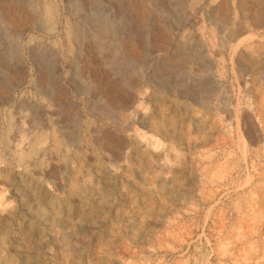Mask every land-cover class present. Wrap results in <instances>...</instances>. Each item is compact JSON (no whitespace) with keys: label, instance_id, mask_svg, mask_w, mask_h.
Masks as SVG:
<instances>
[{"label":"rangeland","instance_id":"374dc122","mask_svg":"<svg viewBox=\"0 0 264 264\" xmlns=\"http://www.w3.org/2000/svg\"><path fill=\"white\" fill-rule=\"evenodd\" d=\"M14 1L35 12L0 0V264H264L255 0Z\"/></svg>","mask_w":264,"mask_h":264},{"label":"bare ground","instance_id":"6f19581e","mask_svg":"<svg viewBox=\"0 0 264 264\" xmlns=\"http://www.w3.org/2000/svg\"><path fill=\"white\" fill-rule=\"evenodd\" d=\"M194 1H196V0H194ZM1 2L4 4V6H5V10H6V13H7V16H8V19L10 20V23L12 24V25H14V24H17V25H19V26H22V24H24V22H25V20L27 19V18H29V16H31L32 14V11H34L35 12V9H31V11H28V9H26V8H24V7H22V6H18V5H16V3H15V1L14 0H1ZM255 2H256V4H257V9H255V10H253L252 12H251V17L249 18V21H250V23L252 24H254V25H260V24H262L263 23V21H264V10H263V8H264V0H255ZM53 3V2H52ZM221 5H222V11H223V13L226 11V8L227 7H229V5H228V0H222L221 1ZM245 6H247L248 5V3L246 2L245 4H244ZM32 6L34 7L35 6V4L33 3L32 4ZM51 7V6H50ZM49 6H45V8H44V11H43V15H45V22L48 24V25H50L49 26V29H51L52 28V24H53V17H54V13H53V10L50 8ZM249 9H251L250 7H249ZM136 12H137V15L140 17V18H142V19H146V17H147V8L146 7H143L141 4H138L137 5V8H136ZM215 12V11H214ZM223 17H224V14L223 15H220V19L222 20L223 19ZM39 19V18H38ZM251 19V20H250ZM30 20V19H29ZM28 20V21H29ZM224 26V25H223ZM225 28V27H224ZM73 29V28H72ZM165 29V28H164ZM74 31V32H73ZM72 32V34L74 33L75 34V36H76V39H78L79 38V35H80V31H79V29L78 28H76V30H75V27H74V29L71 31ZM165 32V31H164ZM164 32H162V33H160L159 35H158V39L159 40H162V41H165L164 39H165V34H164ZM155 34V33H154ZM153 36V35H152ZM85 39V38H84ZM118 47V46H117ZM127 48H129V51H130V53L135 57L136 55H137V51H138V48H137V46L134 44V43H128L127 44V46H126ZM97 49V48H96ZM118 49L117 48H115V52H118L117 51ZM113 54V53H112ZM112 57V56H111ZM167 59V58H166ZM185 59V57H183L181 60H184ZM130 78V77H129ZM115 83V82H114ZM117 85H118V83H117ZM114 87H115V85H113V83L110 85V84H108V86H107V88L109 89H107L106 91L108 92V93H110V90H113L114 89ZM116 93H119L120 95H121V87H120V89H118V91L116 92ZM119 95V96H120ZM209 97L210 96H206V97H203L201 100H199V103H200V105H202V106H204V107H206V106H208L209 105ZM250 124L248 125V128H247V137L249 138V140H250V142L251 143H256V142H258V140H259V135H258V130H257V128H256V126L254 125V124H252V122H249ZM135 134H136V136H137V138L139 139V140H142V141H145V143H146V146H149V147H151L152 149H154V148H156V146L158 145L157 143H156V141L154 140V139H151V138H146L144 135H142L141 133H140V131H136L135 132ZM120 142H121V140H120ZM158 142V141H157ZM160 145V144H159ZM159 145H158V147H159ZM212 177V176H211ZM3 201H4V197L0 194V208H3V207H5L4 206V203H3Z\"/></svg>","mask_w":264,"mask_h":264}]
</instances>
